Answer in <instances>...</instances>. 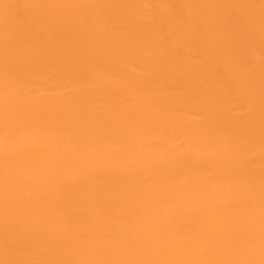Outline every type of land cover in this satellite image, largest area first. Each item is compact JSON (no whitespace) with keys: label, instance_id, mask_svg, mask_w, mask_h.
Returning <instances> with one entry per match:
<instances>
[{"label":"bare ground","instance_id":"bare-ground-1","mask_svg":"<svg viewBox=\"0 0 264 264\" xmlns=\"http://www.w3.org/2000/svg\"><path fill=\"white\" fill-rule=\"evenodd\" d=\"M0 264H264V0H0Z\"/></svg>","mask_w":264,"mask_h":264}]
</instances>
